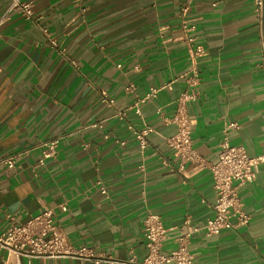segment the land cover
<instances>
[{
  "label": "crops",
  "instance_id": "crops-1",
  "mask_svg": "<svg viewBox=\"0 0 264 264\" xmlns=\"http://www.w3.org/2000/svg\"><path fill=\"white\" fill-rule=\"evenodd\" d=\"M28 1L33 21L12 14L0 26V157L21 155L19 170L0 167V231L7 214L24 223L52 209L70 244L93 257L31 264H142L143 222L153 213L169 230L162 250L169 254L184 221L201 225L214 215L211 167L225 127L238 125L232 146L264 155L253 0ZM7 6L0 0V19ZM154 89L156 98L136 115L137 100ZM187 95L198 160L181 166L165 139L176 134L171 120ZM148 129L143 150L133 132ZM53 139L60 140L56 157L34 175L39 147ZM239 197L249 222L217 237L196 235L193 264H264V165Z\"/></svg>",
  "mask_w": 264,
  "mask_h": 264
},
{
  "label": "built area",
  "instance_id": "built-area-1",
  "mask_svg": "<svg viewBox=\"0 0 264 264\" xmlns=\"http://www.w3.org/2000/svg\"><path fill=\"white\" fill-rule=\"evenodd\" d=\"M253 4L259 33L260 53L264 64V0H253ZM188 11L189 6L185 5L182 9L183 15L186 16ZM12 14L20 15L26 21H33V2L8 0L6 12L0 19V26ZM184 29H187L186 21L184 22ZM44 32L47 33V30ZM51 44L57 46L55 41H51ZM198 54H201V51H198ZM72 63L74 64L73 61ZM128 89L132 91L133 86ZM158 93L159 90L154 89L145 98L137 100L135 114L141 116L139 105L145 100L156 98ZM190 99L191 96L184 97L171 120L177 126L176 134L165 139V144L174 152L181 166L198 160V155L193 148L192 125L183 104L184 101ZM102 102L107 107L115 109V101L108 95H102ZM116 117L123 120L126 114L118 112ZM102 123L93 126L102 128ZM129 128L132 129V127ZM237 130L238 125L235 123H230L225 127L222 133L218 160L211 167L213 189L216 194L213 217L201 225H192L189 220L184 221L176 229L174 250L169 254H164L162 250L164 243L169 239V230L164 228L159 216L153 213L148 214L143 222L147 255L142 264H193L194 257L190 252V246L196 235L202 234L205 238L217 237L225 231L236 230L239 226L249 222V215L243 211L239 189L254 183L256 169L264 165V155L250 157L245 148L232 146L230 135ZM152 132L151 129L133 132L141 149H145L146 137ZM59 144V139H53L39 147L41 155L31 171L34 175H36L37 168L43 166L47 160L56 157ZM25 154L28 155V152ZM20 157V154L0 157V167L15 172L21 168ZM97 185L100 187L101 193L106 195L107 190L104 184L99 181ZM61 210L66 212L67 206L62 205ZM5 219L7 228L0 231V264H23V259L31 264L34 259L93 257L90 249L75 247L70 244L66 233L55 222V212L52 209H45L24 223L18 222L12 214H7ZM100 263V260L95 261V264Z\"/></svg>",
  "mask_w": 264,
  "mask_h": 264
}]
</instances>
